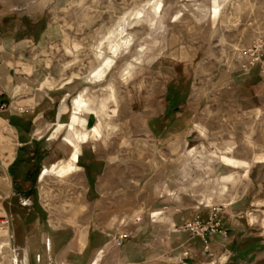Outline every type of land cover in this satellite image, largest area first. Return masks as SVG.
Wrapping results in <instances>:
<instances>
[{
	"label": "rangeland",
	"instance_id": "1",
	"mask_svg": "<svg viewBox=\"0 0 264 264\" xmlns=\"http://www.w3.org/2000/svg\"><path fill=\"white\" fill-rule=\"evenodd\" d=\"M8 11L20 39L0 62L11 80L3 109L60 87L70 89L71 101L81 94L89 108L80 112L87 125L77 115V132L89 134L79 168L36 183L49 220H99L115 232L117 248L125 242L113 240L120 232L139 245L170 230L164 251L173 247L178 255L189 246L216 264L201 237L177 228L195 217V206L207 211L206 218L196 213L206 221L220 206L227 234L211 235L223 237V264H264V70L248 64V51L264 40V0H0V14ZM5 43L0 38V47ZM67 130L55 134L56 142L71 143ZM62 155L51 149L52 161ZM95 172L101 204L115 212L81 210L82 202L93 203L80 193ZM19 184L25 193L33 187L32 180ZM8 186L0 179V264H26L12 241L25 230L36 196L14 188L2 194ZM164 201L181 209L177 225L141 227L140 220L159 219L151 210Z\"/></svg>",
	"mask_w": 264,
	"mask_h": 264
},
{
	"label": "crops",
	"instance_id": "2",
	"mask_svg": "<svg viewBox=\"0 0 264 264\" xmlns=\"http://www.w3.org/2000/svg\"><path fill=\"white\" fill-rule=\"evenodd\" d=\"M29 17L32 23H36L38 20V18ZM14 19L13 13L9 11L0 14V38L6 40L4 47H0V62L7 59L4 55L6 50L14 53L13 49L9 47H14V44L20 39L19 25L12 21ZM1 31L3 32L1 33ZM32 37L35 40V35ZM10 81V76L7 75L4 65L0 64V107L9 101V96L3 90L4 85L7 90H10ZM62 88L37 96V101L33 103L29 99L15 101L13 105L9 106V109H3L0 112V179L8 181L10 185L7 187V192L3 191L2 194L8 195L10 188H14V191L19 195L30 197L34 192L36 196L33 205L27 208V215L24 218L25 230L18 231V234L13 237V250L23 254L27 260L26 264H181L183 253L175 255L177 253L173 247L164 251L162 246L163 243L167 244L170 241L172 237L170 230L165 237H157L154 243L141 242L138 245L137 241L132 238L127 239L122 247L117 248L112 241L115 232H112L110 227L101 225L99 220L97 222L81 220L73 225L57 224L49 220L47 208L38 202L36 183H32L33 187L27 193L18 190L21 181L26 182L37 178V182H40L45 177H43L45 169L68 162L73 154L74 147L71 143L63 141L65 144L61 145L56 142L57 137H55L60 129L64 130L69 127L76 115V104L74 100L69 99L70 89L62 91ZM68 102H71L70 105ZM79 116L81 120L86 121L87 125L89 119L84 118L80 113ZM77 127L81 132L85 130L84 125L79 124ZM51 149L55 152H63V155L52 161ZM96 158V161H103L101 157ZM92 169L94 168L92 167ZM38 170L40 173L36 177ZM93 175L95 176H92L91 173L86 175L88 185L80 193L86 199L92 197L93 203L89 205L87 202V204L82 202L81 210L92 211L94 215L101 212H115L112 205L101 204L99 199L101 193L98 187V184L101 183L100 174L95 172ZM151 181L152 178L147 179L146 186L152 185ZM165 203L166 201L151 210L159 219H152L148 222L140 220L143 222L141 227L152 224L157 228L170 229L176 226L177 214L181 209L167 206ZM147 209V207L145 210L142 208L139 211L140 214L142 210H144L143 214H146ZM195 210V216L200 210L202 216L207 217V211L205 212L200 206H195ZM110 216H107L108 219ZM193 218L183 219V223ZM199 241V244L202 243L204 251L205 243L201 239ZM207 242L216 254V264H223V246H226L223 245V237L210 235ZM187 247L185 246V250L188 249L192 253L190 259L192 264H213L208 263L206 256L194 253V249Z\"/></svg>",
	"mask_w": 264,
	"mask_h": 264
},
{
	"label": "built area",
	"instance_id": "3",
	"mask_svg": "<svg viewBox=\"0 0 264 264\" xmlns=\"http://www.w3.org/2000/svg\"><path fill=\"white\" fill-rule=\"evenodd\" d=\"M250 49V61L249 65L255 66V64H261V67L264 70V40H257ZM4 108V106L0 107V111ZM223 211L222 207L214 206L211 209L209 219L206 221L200 215L194 217V219L190 222L184 223L180 228H177L178 231L189 232L193 236H199L205 243L204 251H209V244L207 242V236L215 233H222L226 235V231L221 230V218L220 214ZM130 238V234L127 232H120L113 237L115 243L119 246L123 244L124 241ZM212 256V253H209ZM191 253L189 251H185L183 253V259L181 260V264H192L190 262Z\"/></svg>",
	"mask_w": 264,
	"mask_h": 264
},
{
	"label": "bare ground",
	"instance_id": "4",
	"mask_svg": "<svg viewBox=\"0 0 264 264\" xmlns=\"http://www.w3.org/2000/svg\"><path fill=\"white\" fill-rule=\"evenodd\" d=\"M214 12H215V16H217V14L219 12L218 8H215ZM106 66L107 67L110 66V61H107ZM105 72H106V69L103 68L100 70V72H98V74L101 75L102 77H104L106 74ZM74 103L76 104V109H75L76 115L74 116L72 122L69 124L70 130L68 131V134H67V139L74 146L73 154H72V156L68 162H66L62 165L60 164V166L54 165L53 167H51L49 169H45L43 171V177L46 176L47 174H49L50 172H56L60 175H63V174L69 173V172L74 171L77 168H79L76 163H77L79 155L81 153L80 143L81 142L82 143L88 142L89 134L88 133L79 134L77 132L76 124L79 120V117L77 116V114H79L82 110H88L89 108L87 107V103L83 99V96L81 94L74 99ZM95 134L97 136L100 135V129L98 127L95 129ZM225 161L228 165L236 164V162L233 159L228 158V157L225 158Z\"/></svg>",
	"mask_w": 264,
	"mask_h": 264
},
{
	"label": "trees",
	"instance_id": "5",
	"mask_svg": "<svg viewBox=\"0 0 264 264\" xmlns=\"http://www.w3.org/2000/svg\"><path fill=\"white\" fill-rule=\"evenodd\" d=\"M39 173H40V170H38V171L36 172V177H37V175H39ZM32 183H37V178L34 179V180H32Z\"/></svg>",
	"mask_w": 264,
	"mask_h": 264
}]
</instances>
